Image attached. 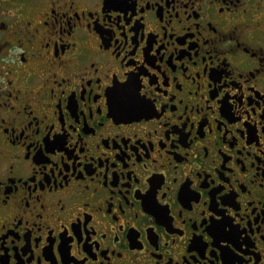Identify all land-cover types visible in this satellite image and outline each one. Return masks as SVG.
Returning a JSON list of instances; mask_svg holds the SVG:
<instances>
[{
	"label": "flooded vegetation",
	"instance_id": "af4514ba",
	"mask_svg": "<svg viewBox=\"0 0 264 264\" xmlns=\"http://www.w3.org/2000/svg\"><path fill=\"white\" fill-rule=\"evenodd\" d=\"M5 128L0 264H264V0H0Z\"/></svg>",
	"mask_w": 264,
	"mask_h": 264
},
{
	"label": "snow or ice",
	"instance_id": "6c2138e0",
	"mask_svg": "<svg viewBox=\"0 0 264 264\" xmlns=\"http://www.w3.org/2000/svg\"><path fill=\"white\" fill-rule=\"evenodd\" d=\"M107 104L114 119H120L125 114L138 118L139 114L152 109L153 101L140 91L136 78L130 76L127 82H121L109 88ZM0 131L6 133L7 129H0ZM55 146V144L50 145L49 151Z\"/></svg>",
	"mask_w": 264,
	"mask_h": 264
}]
</instances>
